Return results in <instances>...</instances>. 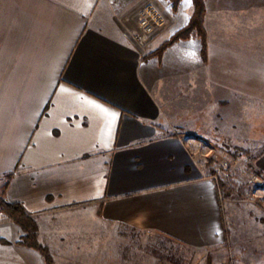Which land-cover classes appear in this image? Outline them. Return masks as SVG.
<instances>
[{"label":"crops","instance_id":"obj_1","mask_svg":"<svg viewBox=\"0 0 264 264\" xmlns=\"http://www.w3.org/2000/svg\"><path fill=\"white\" fill-rule=\"evenodd\" d=\"M174 1L0 0V184L12 175L6 199L38 217L55 264H99L121 228L206 264H231L249 242L264 249V223L239 227L197 158L212 148L205 136H247L225 125L255 114L264 180V0H205L207 61L200 39L146 60L194 14L193 0ZM150 6L165 25L142 44ZM22 236L0 215V264H46Z\"/></svg>","mask_w":264,"mask_h":264},{"label":"rangeland","instance_id":"obj_2","mask_svg":"<svg viewBox=\"0 0 264 264\" xmlns=\"http://www.w3.org/2000/svg\"><path fill=\"white\" fill-rule=\"evenodd\" d=\"M162 15L165 19L163 13ZM202 106L203 104L196 106V111L199 112L195 115L197 121L201 120L199 119L200 115L203 116L201 114L203 111ZM232 106L233 104L228 107L229 114H233L230 109ZM248 109H250V105H245V110ZM237 117L233 120H228L225 129L247 135L248 137L205 136L212 148L203 145L198 150L197 158L200 164L208 161L206 163L207 165L209 163L208 169L212 176L218 175L219 181L217 183L221 189L224 209L226 211L228 209L235 211L236 222L239 227L249 226L251 227V232L256 224L264 223V182H262L263 178L259 176L256 167V160L263 153L261 151H252L255 146L251 145L248 139L251 137L252 129L258 123L257 115L252 114L244 117L246 121L243 120L241 125L235 124ZM221 130L215 127L212 132L220 133ZM199 131L205 132L204 130ZM205 147H207V150H204ZM208 147L212 149L211 152H209L210 149L208 150ZM209 161H212L211 165ZM223 163H227V171L221 167ZM3 184L4 181L0 184V188ZM35 217L39 228L38 217L36 215ZM247 229L249 230V228ZM250 232L248 236L251 235L252 232ZM101 239H104V237ZM114 239L115 242L110 248L103 247L100 249L99 264H206L198 255L157 235L137 233L121 228L116 230ZM236 250H232L233 255L230 256L231 264H259L262 259V250L264 249L261 248L259 250L255 243L249 242L247 247L243 249L244 254L238 255Z\"/></svg>","mask_w":264,"mask_h":264},{"label":"trees","instance_id":"obj_3","mask_svg":"<svg viewBox=\"0 0 264 264\" xmlns=\"http://www.w3.org/2000/svg\"><path fill=\"white\" fill-rule=\"evenodd\" d=\"M180 0H175L173 3V10L177 11ZM195 7L194 14L189 24L176 32L167 42L162 44L156 51L149 54L145 59L150 60L152 58L162 59L165 52L174 44L180 41H186L190 39H200L202 43V56L205 61L208 59V35L205 29L204 21L206 15L205 0H193ZM212 161H210L211 165ZM260 176V172L258 170ZM12 175L5 177L4 184L0 188V214L5 218L13 221L23 231L21 240L17 243L20 246L34 249L42 254L45 258L46 264H54L50 250L43 246L38 239V223L35 215L29 213L25 206L21 203H11L6 199L7 190L9 188ZM223 184V183H222ZM224 186V184H223ZM208 264H212L211 260H208Z\"/></svg>","mask_w":264,"mask_h":264},{"label":"built area","instance_id":"obj_4","mask_svg":"<svg viewBox=\"0 0 264 264\" xmlns=\"http://www.w3.org/2000/svg\"><path fill=\"white\" fill-rule=\"evenodd\" d=\"M165 25V19L162 13L153 6L145 8L139 16V31L136 32L134 39L139 43H145L149 40L150 36L158 29ZM225 171L228 170L227 163L221 164ZM213 179L218 182L219 177L217 174L213 175ZM264 182V180L262 181Z\"/></svg>","mask_w":264,"mask_h":264}]
</instances>
